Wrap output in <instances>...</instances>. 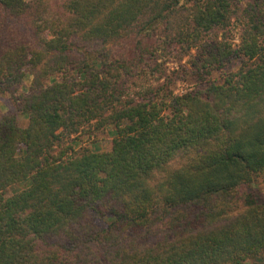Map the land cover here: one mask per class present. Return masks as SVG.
<instances>
[{"label":"trees","instance_id":"obj_1","mask_svg":"<svg viewBox=\"0 0 264 264\" xmlns=\"http://www.w3.org/2000/svg\"><path fill=\"white\" fill-rule=\"evenodd\" d=\"M2 95L0 264L264 259V0H0Z\"/></svg>","mask_w":264,"mask_h":264},{"label":"rangeland","instance_id":"obj_2","mask_svg":"<svg viewBox=\"0 0 264 264\" xmlns=\"http://www.w3.org/2000/svg\"><path fill=\"white\" fill-rule=\"evenodd\" d=\"M229 33L230 35H232V39L234 41V43L238 42V27L233 24L231 27H229ZM185 58L183 59L182 63H184ZM166 66V73H169V71L173 68H176V63H172V62H167L165 64ZM30 84V79L29 78H25L23 81V86L21 88H19L18 93L24 91ZM192 87V84L190 82V80H184V81H176L174 83V89L176 92H181V91H185V90H189ZM14 107V100L13 97H11L10 95H2L0 96V112H6L7 110H9L10 108ZM19 122L21 125L25 124V119L24 116L21 115L19 117ZM111 137L112 135L109 133L108 130H102V131H98L96 132L92 137H87V136H82V138L80 139V141H78V144L76 145V148L78 146H91V145H95L98 146L100 149L106 150L110 147V143H111ZM94 142V144H92ZM262 184V183H260ZM254 187V185H252ZM22 187V185H14L12 187H10L7 192L6 195H10L13 191H16L18 189H20ZM251 188V187H250ZM262 190L263 187L260 186ZM262 194H263V199H264V190H262ZM105 221H100L98 222L99 224L104 223ZM257 264H264V259L257 261Z\"/></svg>","mask_w":264,"mask_h":264}]
</instances>
